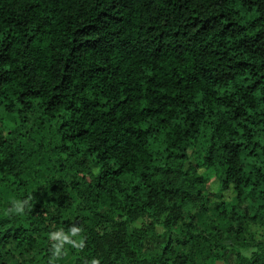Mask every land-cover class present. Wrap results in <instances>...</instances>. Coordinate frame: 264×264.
I'll return each mask as SVG.
<instances>
[{
  "label": "trees",
  "instance_id": "1",
  "mask_svg": "<svg viewBox=\"0 0 264 264\" xmlns=\"http://www.w3.org/2000/svg\"><path fill=\"white\" fill-rule=\"evenodd\" d=\"M253 225L264 0H0V264H264Z\"/></svg>",
  "mask_w": 264,
  "mask_h": 264
},
{
  "label": "rangeland",
  "instance_id": "2",
  "mask_svg": "<svg viewBox=\"0 0 264 264\" xmlns=\"http://www.w3.org/2000/svg\"><path fill=\"white\" fill-rule=\"evenodd\" d=\"M2 116H3V123L5 126H11L14 125L15 121H17V117L15 119L14 115L9 114V113H4L2 112ZM32 123L30 124V126L28 127V132L29 134L32 135V137H35L37 141H40L42 144H39V149H38V154L37 156H40V154H45L47 149H48V142L49 140H47L50 137V133L49 131H47L46 128L39 126L36 122L37 119L34 118L33 116L31 117ZM23 132V130H21ZM37 145V144H36ZM43 165V164H42ZM37 168V167H35ZM198 172L200 174H202L204 177H209V175H211L213 173L212 169H208L205 167H201L198 169ZM34 175L37 176V178L43 182V178L44 176L48 177V173L47 171H36L34 173ZM218 182L215 179H211L208 178L206 181V186L207 189L215 192L216 188H217ZM224 195L226 196V198H231L232 197V192L231 191H227L224 193ZM216 199H212V202H215ZM213 203H211V207H213ZM252 237L255 238H262L264 236V228L261 227L260 225H253L250 229V234ZM216 264H229L227 262H224L222 260L217 261Z\"/></svg>",
  "mask_w": 264,
  "mask_h": 264
},
{
  "label": "clouds",
  "instance_id": "3",
  "mask_svg": "<svg viewBox=\"0 0 264 264\" xmlns=\"http://www.w3.org/2000/svg\"><path fill=\"white\" fill-rule=\"evenodd\" d=\"M24 201H13V207L10 209V211H14L15 213H22L24 211ZM93 264H97L96 261H93Z\"/></svg>",
  "mask_w": 264,
  "mask_h": 264
}]
</instances>
